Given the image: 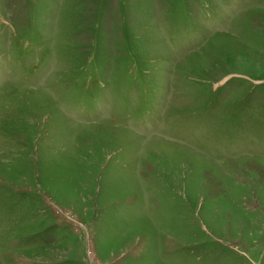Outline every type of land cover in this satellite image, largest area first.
<instances>
[{
    "label": "rangeland",
    "instance_id": "rangeland-1",
    "mask_svg": "<svg viewBox=\"0 0 264 264\" xmlns=\"http://www.w3.org/2000/svg\"><path fill=\"white\" fill-rule=\"evenodd\" d=\"M0 264H264V0H0Z\"/></svg>",
    "mask_w": 264,
    "mask_h": 264
}]
</instances>
